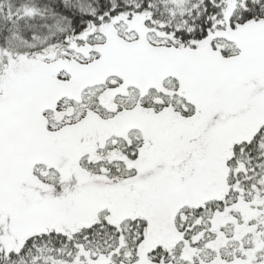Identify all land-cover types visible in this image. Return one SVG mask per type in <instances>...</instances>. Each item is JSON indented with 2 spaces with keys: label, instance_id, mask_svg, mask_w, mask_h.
I'll return each instance as SVG.
<instances>
[{
  "label": "snow or ice",
  "instance_id": "6c2138e0",
  "mask_svg": "<svg viewBox=\"0 0 264 264\" xmlns=\"http://www.w3.org/2000/svg\"><path fill=\"white\" fill-rule=\"evenodd\" d=\"M0 264H264V0H0Z\"/></svg>",
  "mask_w": 264,
  "mask_h": 264
}]
</instances>
